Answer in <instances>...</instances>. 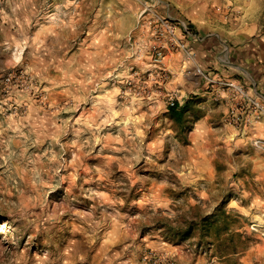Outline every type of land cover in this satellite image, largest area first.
Returning <instances> with one entry per match:
<instances>
[{"label":"rangeland","instance_id":"obj_1","mask_svg":"<svg viewBox=\"0 0 264 264\" xmlns=\"http://www.w3.org/2000/svg\"><path fill=\"white\" fill-rule=\"evenodd\" d=\"M158 17L264 40V0H0V264H264V138L195 124L220 114L215 85L253 88ZM176 51L206 83L184 101Z\"/></svg>","mask_w":264,"mask_h":264},{"label":"crops","instance_id":"obj_2","mask_svg":"<svg viewBox=\"0 0 264 264\" xmlns=\"http://www.w3.org/2000/svg\"><path fill=\"white\" fill-rule=\"evenodd\" d=\"M189 23L190 21H188V24ZM202 31L203 30L201 29L197 31L199 37L198 40H194L191 37H188L185 40V44L187 45L189 52L192 54V61H198L200 66L204 69L210 67L213 70H216L217 72L214 73V80L235 78L239 81L243 80L245 84L253 89L264 85V40L236 36L221 41L216 33ZM184 57L187 58L185 52L176 51L170 53L169 59L167 60L169 68L175 70V74H177L175 78V87L171 90L176 92L175 94L177 97L183 98V101L188 98L187 94H196L200 89H203L204 85H206V83L202 81V77L196 75V73L191 70L192 63H189L188 65V68L190 69L189 73H186L185 70L182 69L178 75V65L181 63L180 60L184 59ZM222 83L223 81H221V84ZM214 91L215 92H209L208 96L211 97L214 95L217 99H220L221 109L217 111L220 114L217 113L218 116L216 115L215 119L214 115L211 116L207 113L206 115H202L195 124H201L203 127L213 129L216 122L220 121L222 122L220 130L223 132L226 139H231L232 143H235L236 146L253 149L252 147H249L250 140L253 137L264 138V123L250 120L248 121L249 126L241 132V130L237 128V125L234 124V120L233 122H225L224 117L228 112L229 107L232 105V100L228 97V89L225 91L224 89L220 90L215 85ZM213 99L216 100L215 97H213ZM240 111L241 110H237L239 113ZM221 112H223V115L225 113V115L221 116ZM256 153L258 152L256 151ZM263 155L264 154L261 153L255 154V165L259 164L262 159L264 161ZM256 167L257 165L255 168Z\"/></svg>","mask_w":264,"mask_h":264},{"label":"built area","instance_id":"obj_3","mask_svg":"<svg viewBox=\"0 0 264 264\" xmlns=\"http://www.w3.org/2000/svg\"><path fill=\"white\" fill-rule=\"evenodd\" d=\"M173 19V22H169L168 20L158 17L161 27L163 26L164 29L170 35V40L174 43L180 45L181 48L185 49L186 46L182 43L177 37L175 30L179 29L184 37H191L194 40H198V34L193 32L188 23L185 21ZM225 86L228 87L230 91V98L234 101L235 107H233L229 111V117L227 119L228 122L236 121V124H239L245 117L251 116L250 118L257 117V112L264 117V109L262 108L261 103L264 101V98L260 96V94L255 89H248L242 83L237 81H228L224 83ZM175 101L171 99L170 105L173 106ZM237 110H241L240 113ZM242 112V114H241ZM241 114V115H240ZM243 115V116H242Z\"/></svg>","mask_w":264,"mask_h":264},{"label":"trees","instance_id":"obj_4","mask_svg":"<svg viewBox=\"0 0 264 264\" xmlns=\"http://www.w3.org/2000/svg\"><path fill=\"white\" fill-rule=\"evenodd\" d=\"M188 101L186 100L183 104L175 103L173 106L169 107V113L172 118H174L177 121H180L184 117V113L187 110L188 107Z\"/></svg>","mask_w":264,"mask_h":264}]
</instances>
